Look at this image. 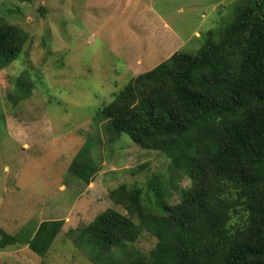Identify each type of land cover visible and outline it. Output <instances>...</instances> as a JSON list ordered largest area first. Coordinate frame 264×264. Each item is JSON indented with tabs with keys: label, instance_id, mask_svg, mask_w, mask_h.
I'll list each match as a JSON object with an SVG mask.
<instances>
[{
	"label": "trees",
	"instance_id": "16d2710c",
	"mask_svg": "<svg viewBox=\"0 0 264 264\" xmlns=\"http://www.w3.org/2000/svg\"><path fill=\"white\" fill-rule=\"evenodd\" d=\"M239 3L230 21L199 36V47L175 51L132 76L95 110L108 143L126 136L165 163L146 186L123 183L107 192L122 212L107 208L66 232L76 246L90 247L95 261L264 264V0ZM0 13V72L16 67L14 98L22 102L35 85L28 66H16L29 35L6 19L11 10ZM61 102L46 103L50 115ZM98 135L78 148L67 168L81 185L78 195L99 172L93 157L99 143L92 144ZM183 179L188 187L171 202ZM63 224L42 221L24 243L0 229V248L19 244L44 257ZM145 236L153 242L147 255L125 250L124 243Z\"/></svg>",
	"mask_w": 264,
	"mask_h": 264
},
{
	"label": "rangeland",
	"instance_id": "374dc122",
	"mask_svg": "<svg viewBox=\"0 0 264 264\" xmlns=\"http://www.w3.org/2000/svg\"><path fill=\"white\" fill-rule=\"evenodd\" d=\"M238 5L239 0H0L2 13L11 10L6 19L29 35L16 66L26 64L35 81L32 96L19 102L16 67L0 72V229L24 243L40 222L64 221L44 257L16 244L0 248V264L107 262L95 261L93 250L76 246L66 232L107 208L122 212L107 192L123 183L146 186L165 163L158 152L142 150L126 136L108 143L95 110L132 76L175 51L199 47V36L225 25ZM53 99L62 102L50 115L46 103ZM96 134L99 172L78 195L80 183L67 168ZM188 185L181 180L170 201L177 203L176 192ZM124 247L147 255L153 242L145 236Z\"/></svg>",
	"mask_w": 264,
	"mask_h": 264
},
{
	"label": "crops",
	"instance_id": "0c3cea01",
	"mask_svg": "<svg viewBox=\"0 0 264 264\" xmlns=\"http://www.w3.org/2000/svg\"><path fill=\"white\" fill-rule=\"evenodd\" d=\"M63 186V185H60V187Z\"/></svg>",
	"mask_w": 264,
	"mask_h": 264
}]
</instances>
